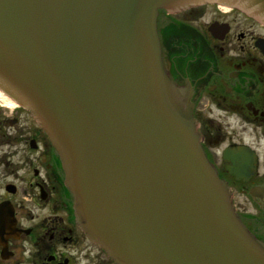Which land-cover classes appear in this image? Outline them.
Instances as JSON below:
<instances>
[{
  "label": "water",
  "instance_id": "obj_1",
  "mask_svg": "<svg viewBox=\"0 0 264 264\" xmlns=\"http://www.w3.org/2000/svg\"><path fill=\"white\" fill-rule=\"evenodd\" d=\"M206 2L264 20V0H0V89L47 134L78 225L116 264H264L161 62L157 11Z\"/></svg>",
  "mask_w": 264,
  "mask_h": 264
},
{
  "label": "flooded vegetation",
  "instance_id": "obj_2",
  "mask_svg": "<svg viewBox=\"0 0 264 264\" xmlns=\"http://www.w3.org/2000/svg\"><path fill=\"white\" fill-rule=\"evenodd\" d=\"M202 8L159 12L162 62L190 98L202 147L239 218L264 244V24L217 9L200 27ZM211 23L221 27L216 36ZM101 251L75 221L44 134L26 111L0 104V264H113L93 253Z\"/></svg>",
  "mask_w": 264,
  "mask_h": 264
},
{
  "label": "rangeland",
  "instance_id": "obj_3",
  "mask_svg": "<svg viewBox=\"0 0 264 264\" xmlns=\"http://www.w3.org/2000/svg\"><path fill=\"white\" fill-rule=\"evenodd\" d=\"M217 9L218 10H222V12L223 13L225 12V14H228V12L231 11V10H229V8H212V7L202 8V11H205L206 14L203 16V18L199 22H197L198 26L202 27L203 26V23H208V22L213 21V19H214L213 12L214 11H218ZM231 13H232V15H229V17L236 16V15H238L239 17L242 16V14L237 13L235 11H231ZM245 23H246V25H248L249 24L248 20H246ZM0 102H2L3 104L4 103L8 104V100L5 97H3V95L1 93H0ZM97 249L100 250V248L98 246H97ZM93 253L96 254L97 256H101V259L111 261V259L104 252H102L103 255H99V253H95V252H93ZM80 259H82V255H80ZM94 264H97V263L95 262Z\"/></svg>",
  "mask_w": 264,
  "mask_h": 264
}]
</instances>
